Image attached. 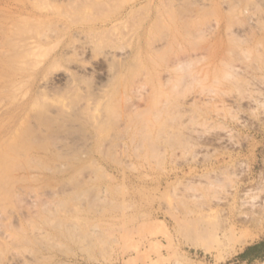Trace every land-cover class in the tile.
Returning a JSON list of instances; mask_svg holds the SVG:
<instances>
[{
	"label": "rangeland",
	"instance_id": "rangeland-1",
	"mask_svg": "<svg viewBox=\"0 0 264 264\" xmlns=\"http://www.w3.org/2000/svg\"><path fill=\"white\" fill-rule=\"evenodd\" d=\"M262 240L264 0H0V264Z\"/></svg>",
	"mask_w": 264,
	"mask_h": 264
},
{
	"label": "trees",
	"instance_id": "trees-1",
	"mask_svg": "<svg viewBox=\"0 0 264 264\" xmlns=\"http://www.w3.org/2000/svg\"><path fill=\"white\" fill-rule=\"evenodd\" d=\"M236 260L246 263L262 262L264 260V240L246 248L236 257Z\"/></svg>",
	"mask_w": 264,
	"mask_h": 264
},
{
	"label": "bare ground",
	"instance_id": "bare-ground-1",
	"mask_svg": "<svg viewBox=\"0 0 264 264\" xmlns=\"http://www.w3.org/2000/svg\"><path fill=\"white\" fill-rule=\"evenodd\" d=\"M101 5H99L98 7H100ZM66 8H69V5L66 7ZM63 14V13H62ZM65 14V13H64ZM85 15V14H83ZM72 17V16H70ZM121 22V21H120ZM117 25V24H116ZM90 36V35H89ZM116 37V36H115ZM118 37V36H117ZM57 66V65H56ZM59 80V79H58ZM80 85V84H78ZM99 93V92H98ZM73 99V97H72ZM86 104V103H85ZM89 104V103H88ZM56 106V105H55ZM87 109V108H86ZM92 109V108H91ZM144 134V133H143ZM148 140V139H147ZM221 199V198H220ZM223 199V198H222ZM239 223H235L234 221H231L229 224H228V227H226L224 230H222L220 233V235L223 237V238H226V237H234L235 235H238L239 230H240V227L238 225ZM241 231V230H240ZM242 236V235H241ZM218 238V237H217ZM249 241V238L247 237H242L241 239H238L237 242H239V244H244V243H247ZM203 249L205 251H210L211 249L208 248V247H203ZM262 264H264V261L262 262Z\"/></svg>",
	"mask_w": 264,
	"mask_h": 264
}]
</instances>
